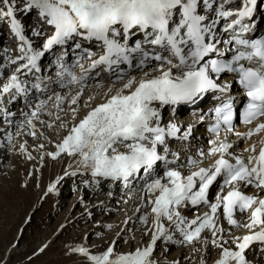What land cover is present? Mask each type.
Wrapping results in <instances>:
<instances>
[{
    "label": "snow or ice",
    "instance_id": "snow-or-ice-1",
    "mask_svg": "<svg viewBox=\"0 0 264 264\" xmlns=\"http://www.w3.org/2000/svg\"><path fill=\"white\" fill-rule=\"evenodd\" d=\"M261 8L260 0H0V23L13 38L0 48L4 139L12 142L14 125L34 138L38 126L55 130L53 150L38 145L41 161L68 163L46 194L79 177L94 194L106 185L108 198L119 188L135 199L110 242L67 248L80 264H161L158 241L198 243V264L210 248L211 264H264ZM206 96L212 105L203 110ZM198 125H206L204 141ZM229 136L252 140L236 151ZM17 151L27 153L26 141ZM130 221L141 240L124 247L117 241Z\"/></svg>",
    "mask_w": 264,
    "mask_h": 264
},
{
    "label": "rangeland",
    "instance_id": "rangeland-1",
    "mask_svg": "<svg viewBox=\"0 0 264 264\" xmlns=\"http://www.w3.org/2000/svg\"><path fill=\"white\" fill-rule=\"evenodd\" d=\"M23 20L26 23H30L31 18L26 16L23 17ZM8 36L10 37V33L8 32L7 25L5 23H0V48L13 47L12 39ZM43 119H45V117H43ZM24 134L25 135L15 136V133H12L13 139L11 143H8V141L2 137V140H5L7 145L5 144L6 146H3L4 148L0 146L7 154L4 155L3 153L4 157L0 162V170L5 172L6 177L11 170H14L15 179H17L16 182L0 179V264H68L75 261L80 263L82 258L78 255L68 254L67 248L72 246L73 243L82 244L85 239L89 241L88 244L101 242L102 239L104 240L103 243L106 241L110 242L111 238L124 227V224L120 223L117 218L119 219L125 216L126 213H131L129 210L133 208L135 199H129V201L125 203V197H118L120 202L118 204L115 202L116 209L112 211V217H109L108 220H110L113 225H118L119 223L120 227L118 226V228L114 230L112 229L114 226L111 224L112 227H104V231L100 232V235L92 234L91 231L94 229V224L103 222L105 218H103L101 213H97L91 218H81V221H74L77 214H82L85 209L84 207L88 208L90 206V202L77 203V199L80 197L79 191L83 186L80 184V181H78V183H74V181L75 179L80 180V178L76 177L75 179L69 180L65 177L56 185V192L47 193L46 195L45 189L47 184L57 177L54 175L55 173H53L55 166L53 162L55 160H50L40 166V164L37 163V151L34 153L32 149L28 147L26 148L27 153L17 151L18 148L14 147L21 140L23 141L31 137L26 133ZM22 137H24V139ZM51 148L52 147H44L43 151H51ZM9 149H11V151ZM38 150L40 151L41 149L38 148ZM28 154H30L34 160L31 163H29ZM38 167H43L47 176L53 173V177L52 179L49 178V182H47L48 180L44 181L43 179H39ZM29 171L33 173V188L27 187ZM22 175L27 178L21 179L20 177H23ZM115 190L114 188L113 191ZM117 191H115V193ZM129 191L130 190H127L125 192L127 193ZM44 192V198L39 204V196ZM103 192H105L104 195H106L107 190H103ZM135 196H138V193H136ZM62 203L63 206H60ZM124 203L127 205V209H124ZM87 204L89 206H87ZM16 218L18 221L12 224L11 222ZM113 221H116L115 224ZM129 223L131 224H128V228L132 230L122 232L125 233V235L121 237L119 242V245H123L124 247H127L125 240L133 246L139 244L141 240L139 235L141 228L138 222L130 221ZM61 228H65V231L62 234H58ZM109 231H111L110 234H108ZM76 235L77 237H75ZM133 237H135V239H133ZM145 239H147V237H145ZM160 244L161 243L155 248L154 254L162 246V244ZM191 245L192 243L178 246L186 247ZM194 245L197 246L196 248L199 247L198 243L194 242ZM173 253L174 249H168L165 257L168 258ZM197 253V259L200 260V253ZM214 255L215 251L210 248L209 255L206 257L207 264ZM183 256L184 253L179 254V258Z\"/></svg>",
    "mask_w": 264,
    "mask_h": 264
},
{
    "label": "bare ground",
    "instance_id": "bare-ground-1",
    "mask_svg": "<svg viewBox=\"0 0 264 264\" xmlns=\"http://www.w3.org/2000/svg\"><path fill=\"white\" fill-rule=\"evenodd\" d=\"M257 15L258 16H264V14L262 15V13H260V11L258 10V13H257ZM9 37V36H8ZM11 37V36H10ZM9 37V38H10ZM12 38V37H11ZM90 83H92V82H90ZM107 84H108V80H107V78L105 79V81H104V86L105 87H107ZM115 87H119V84H116L115 85ZM92 91V89H86L85 90V92H84V94H83V97L80 99V101H79V104H80V106H81V108H83V105H84V101L87 99V97H88V95H89V93ZM99 99V97H97V100ZM97 100H93L92 101V103L94 104V103H96L97 102ZM210 103H212V101H211V97L210 96H206V97H204V98H202L201 99V101L199 102V107L201 108V109H203V110H207L209 107H210ZM64 108H65V111L67 110V102L65 101V104H64ZM178 112H179V114L181 115V116H188V114H189V108H188V106H186V105H181V106H178ZM164 115L165 116H167V112H166V110H165V112H164ZM45 117V120H47L48 119V117L47 116H44ZM15 126V125H14ZM14 126H13V129H12V133H15V136H16V129L14 128ZM206 125H198L197 126V128H196V132H195V134L200 138V140L201 141H204L205 140V137H206V135H207V133H206ZM244 131H246V128L244 127V129H243ZM40 132H43L44 133V136L43 137H41L40 136ZM21 135H25L24 134V132H21ZM261 134L259 133V134H257V136H256V138L258 139L259 138V136H260ZM2 137H4V134L3 133H0V146H6L7 144L5 143V140H2ZM23 139H24V137H22ZM13 139V138H12ZM54 139H56V133H55V130L54 129H47V128H43V127H39L38 126V131H37V136L34 138V137H30V138H26V139H24L23 141L21 140L14 148H19V145L21 144V143H23V142H25L26 141V148L28 147V148H30V149H32V151L35 153V151H37V163L38 164H40V166H42L43 165V163L45 164V163H47V162H49L50 160H52V159H50V158H48L47 156H44V158H43V160L41 161V157H40V151L38 150V145H40L41 143H43L44 144V147H52L51 149L53 150V145L51 144V143H49V141L50 140H54ZM251 140H252V138H249L248 140H238V145H239V148L237 149V150H241V149H243L245 146H246V144H248V143H251ZM6 144V145H5ZM13 144V143H12ZM15 144V143H14ZM3 147V148H4ZM10 147V146H9ZM3 153H4V155L6 154V152H5V150L4 149H2V148H0V154H1V156H0V162L2 161V159H3ZM7 155V154H6ZM12 160V159H11ZM28 160H29V163H31V162H33L34 160L31 158V159H29L28 158ZM55 163V166H54V172L53 173H55L54 175L55 176H58V175H62V170H63V168H64V166L68 163V160H67V158H63V159H56L54 162H53V164ZM38 164H37V166H38ZM6 167V166H5ZM13 168V167H12ZM37 170V169H36ZM53 173H52V175L50 174V175H48L47 176V174H45V171H44V169H43V167H38V176H39V179L41 180V179H43L44 181H47V182H49L50 180H49V178H51L52 179V177H53ZM35 175H36V173H35ZM23 176V175H22ZM37 176V175H36ZM21 179H24V178H27V177H25V176H23V177H20ZM0 179L1 180H5V181H7V180H12L13 182H16V180L17 179H15V171L14 170H11V172L9 173V175L6 177V175H5V172L3 171V170H0ZM67 179H69V180H72V179H75V178H73V177H67ZM79 179V178H78ZM78 181H80V180H77V179H75V181H74V183H78ZM32 182H33V173L31 174V175H29V179H28V181H27V187L29 188V187H32L33 188V186H32ZM41 182H43V181H41ZM46 182V183H47ZM106 186V185H105ZM104 186V187H105ZM80 187H81V185H80ZM116 190L115 191H117L118 190V188H115ZM30 190V189H29ZM28 190V191H29ZM103 190H107L108 191V188H107V186L105 187V188H103ZM103 190L100 192V193H98V194H94L93 193V191L91 190V189H88V188H85V187H82V189L79 191V194H80V197L81 196H83V202H90V206L87 204V206H89L88 208H87V212H85V209L83 210V212H82V214H77V216H76V218L74 219V221H81V218H87V217H89V218H91L93 215H96L97 213H101V215L103 216V218H105V220L103 221V222H101V223H95L94 224V229L91 231L92 232V234H97V233H99L100 234V232H102V231H104L103 230V228L105 227V225H113V223L110 221V220H108L109 219V217H112L111 216V214H112V211L113 210H115L116 209V205H115V202H116V204H118L117 203V200H119L118 199V197H125V200L127 199V201H129V195H130V191L129 192H123V193H121V191L120 190H118L116 193H115V191H114V196L113 197H111L110 199H108V197L106 196V195H104L105 194V192H103ZM19 191V190H18ZM17 191V192H18ZM31 193V192H30ZM47 195V194H46ZM44 198V197H43ZM76 199V198H75ZM78 200V199H77ZM103 201V204L102 205H100V206H97L98 205V203H99V201ZM77 203H80L79 201L77 202ZM60 206H63V203L60 205ZM123 207H124V209H127V205L124 203L123 204ZM84 208H86V207H84ZM118 208H119V206H118ZM19 210V209H18ZM17 210V211H18ZM132 210V209H131ZM131 210H129L130 212H131ZM201 210H203V209H201ZM66 211V210H65ZM78 213V212H77ZM88 213H91V216H89L88 215ZM115 214V213H114ZM187 214V213H186ZM81 215H84V216H81ZM237 218L239 219L240 218V214L239 213H237ZM117 220L120 222V223H123V220H124V216H122L121 218H117ZM116 220V221H117ZM16 221H18L17 220V218L15 219V220H13L11 223L12 224H14ZM74 221H72V222H74ZM116 221H113L114 222V224H115V222ZM117 221V222H118ZM94 223V222H93ZM110 223V224H109ZM100 224V225H99ZM131 223H129V225H130ZM121 225V224H120ZM129 225H127V227L129 226ZM114 227H112V229H117L118 228V226H119V223H118V225L117 224H115V225H113ZM135 226H137V225H135ZM120 227V226H119ZM111 229V230H112ZM113 230V231H114ZM65 231V228H61L60 230H59V232H58V234H62L63 232ZM76 231V230H75ZM141 229H140V232H139V235H140V237H141ZM111 233V231H109V233L108 234H110ZM122 233V232H121ZM123 235H125V233H122L121 234V236L118 238V244H119V242H120V240H121V237L123 236ZM72 236V235H71ZM74 237V236H73ZM75 237H77V235L75 236ZM73 241V240H72ZM103 239L101 240V242H98V243H95V244H88V240L87 239H85L83 242L84 243H82V244H85V245H87V246H91V245H96V246H100V245H102L103 244ZM138 243H139V241H138ZM159 241H158V243H157V245L159 246ZM76 243H73V245L72 246H74ZM161 245V244H160ZM165 247H167L168 249H174V253L173 254H171V256H169L168 258H166L165 257V255H166V253H167V251L165 252L164 251V248ZM197 246H195L194 245V242L192 243V245L191 246H181V247H179L178 245H171V244H169V245H162L161 247H160V249L159 250H157L156 252H155V254H154V256H155V258H157L160 262H161V264H163V261H165V260H168V261H171V260H173V259H177V260H179L180 261V264H198V262H199V259H197V257H198V253L197 252H193L192 250H193V248H196ZM49 249V248H48ZM180 253H184V256L182 257V258H179V254ZM214 253V252H213ZM186 256H191V257H194V258H190V260L189 261H185L184 260V257H186ZM76 262V263H75ZM75 262H72V263H68V264H80V263H78L77 261H75ZM208 264H211V261H209L208 262Z\"/></svg>",
    "mask_w": 264,
    "mask_h": 264
}]
</instances>
